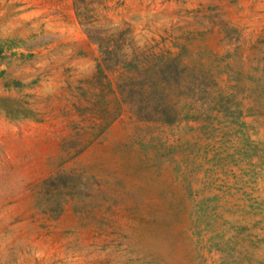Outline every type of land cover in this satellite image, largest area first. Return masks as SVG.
Returning <instances> with one entry per match:
<instances>
[{"label":"rangeland","instance_id":"obj_1","mask_svg":"<svg viewBox=\"0 0 264 264\" xmlns=\"http://www.w3.org/2000/svg\"><path fill=\"white\" fill-rule=\"evenodd\" d=\"M0 264H264V0H0Z\"/></svg>","mask_w":264,"mask_h":264}]
</instances>
